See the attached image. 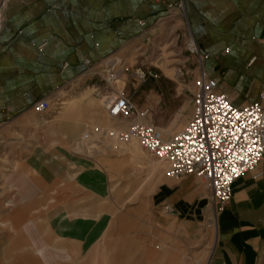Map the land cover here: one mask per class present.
I'll use <instances>...</instances> for the list:
<instances>
[{
	"label": "crops",
	"instance_id": "1",
	"mask_svg": "<svg viewBox=\"0 0 264 264\" xmlns=\"http://www.w3.org/2000/svg\"><path fill=\"white\" fill-rule=\"evenodd\" d=\"M185 18L154 0H0V136L31 138L26 169L51 187L47 197L32 196L51 203L39 215L47 238L28 237L30 254L14 264H264V164L236 180L221 210L198 178L157 172L147 203L135 205L128 222H110L107 212L94 218L91 204L71 197L75 188L70 196L57 189L76 183L102 195L101 175L90 171L96 164L74 147L88 135V121L98 120L99 100L86 91L102 86L95 72L107 59L125 64L130 46L148 42L156 30L184 27L208 55L204 71L233 106L264 92V0H189ZM163 72L168 79L179 75ZM140 93L143 109L165 101L150 86ZM64 99L68 108L34 109ZM16 180L22 194L31 190Z\"/></svg>",
	"mask_w": 264,
	"mask_h": 264
},
{
	"label": "rangeland",
	"instance_id": "2",
	"mask_svg": "<svg viewBox=\"0 0 264 264\" xmlns=\"http://www.w3.org/2000/svg\"><path fill=\"white\" fill-rule=\"evenodd\" d=\"M175 29L176 27L172 30ZM187 35L184 27L179 28L177 33L159 29L151 33L148 42L130 46L131 49L128 48L130 50L125 56V61L123 60L125 64L122 62L121 67L115 69V72L121 71L125 74L122 88V83L119 82L120 74H116L114 82L117 84L113 86L109 80L108 69L102 68V71L98 72L102 80H109L115 90L122 91L130 98L138 111L143 109L142 105L146 102L140 93L142 89L150 86L158 93H165L164 103L156 101L151 104L150 116L146 120L147 124L153 125L163 133L164 139L182 130L191 116V91L198 65L196 58L185 48ZM138 69L155 73L156 78H149L145 83H140L133 77ZM165 70H173L179 75L168 79L164 75ZM86 92L87 98L91 99L92 90ZM62 101H66L62 107L68 108V100ZM94 102L98 109L95 114L98 120L93 125L88 121V135L74 147L77 148V154L96 164L90 167V171L92 175H101L102 195L94 190L91 193L88 188L76 183L57 189L60 193L70 196L68 192L72 193L75 188L76 195L71 197H77L79 206L91 204L94 218L107 212L110 222H116L117 217H124L126 222L133 221V207L147 203L149 186L155 182V173L165 174L166 165L148 155L135 141L120 142L117 135L124 131L127 122L110 118L102 109V103L96 100ZM32 144V139H26L24 135L9 138L0 136V264H14L18 257L29 255L28 237L34 240L47 238L44 220L39 215L41 210L51 203L37 202L38 198L32 196L38 194L47 197L51 187L42 186L35 180V172L26 169L24 161L30 154ZM261 164H264V161ZM12 176L20 182L27 181L32 185L31 190L22 194L21 191L25 189L14 187L16 182H12ZM96 183L99 185L98 181H95L91 185L92 188L98 186ZM85 194L90 198L85 200Z\"/></svg>",
	"mask_w": 264,
	"mask_h": 264
},
{
	"label": "built area",
	"instance_id": "3",
	"mask_svg": "<svg viewBox=\"0 0 264 264\" xmlns=\"http://www.w3.org/2000/svg\"><path fill=\"white\" fill-rule=\"evenodd\" d=\"M154 1L164 5L167 11L176 10L180 18L186 19L185 4L189 0H176L174 3ZM185 48L196 58L198 65L191 91V116L182 130L166 139L157 128L146 123L149 110L138 111L130 98L115 90L109 80H102V86H93L91 90L110 118L127 122L124 131L117 135L120 142L135 141L148 155L166 165L165 175L172 180L188 176L198 178L211 192L212 204L221 210L230 202L231 187L236 180L251 173L264 161V92L255 102L233 106L219 91L218 82L204 71L202 63L208 55L200 54L189 33ZM105 63L104 68L110 70V80L122 73L115 72L121 64L113 58ZM133 77L145 83L156 75L138 69ZM62 104V100H57L54 105L40 101L34 109L44 113L58 110Z\"/></svg>",
	"mask_w": 264,
	"mask_h": 264
},
{
	"label": "bare ground",
	"instance_id": "4",
	"mask_svg": "<svg viewBox=\"0 0 264 264\" xmlns=\"http://www.w3.org/2000/svg\"><path fill=\"white\" fill-rule=\"evenodd\" d=\"M120 75H122V73H121ZM62 103H63L62 105L64 106L65 103H64L63 101H62ZM62 108H63V107H62ZM160 133H161V135L163 136V133H162L161 131H160ZM163 137H164V136H163Z\"/></svg>",
	"mask_w": 264,
	"mask_h": 264
}]
</instances>
